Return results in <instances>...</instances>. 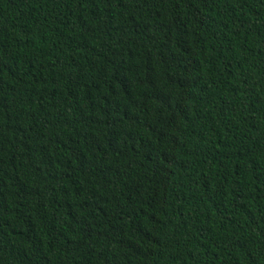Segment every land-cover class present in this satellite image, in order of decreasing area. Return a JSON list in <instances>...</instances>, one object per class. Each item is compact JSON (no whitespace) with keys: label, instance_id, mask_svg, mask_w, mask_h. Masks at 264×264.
Returning <instances> with one entry per match:
<instances>
[{"label":"trees","instance_id":"trees-1","mask_svg":"<svg viewBox=\"0 0 264 264\" xmlns=\"http://www.w3.org/2000/svg\"><path fill=\"white\" fill-rule=\"evenodd\" d=\"M0 264H264V0H0Z\"/></svg>","mask_w":264,"mask_h":264}]
</instances>
